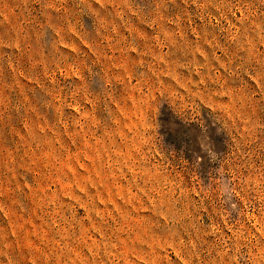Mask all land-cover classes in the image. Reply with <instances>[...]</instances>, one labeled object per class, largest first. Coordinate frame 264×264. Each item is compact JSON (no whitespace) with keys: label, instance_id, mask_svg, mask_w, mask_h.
I'll list each match as a JSON object with an SVG mask.
<instances>
[{"label":"rangeland","instance_id":"obj_1","mask_svg":"<svg viewBox=\"0 0 264 264\" xmlns=\"http://www.w3.org/2000/svg\"><path fill=\"white\" fill-rule=\"evenodd\" d=\"M0 264H264V0H0Z\"/></svg>","mask_w":264,"mask_h":264}]
</instances>
